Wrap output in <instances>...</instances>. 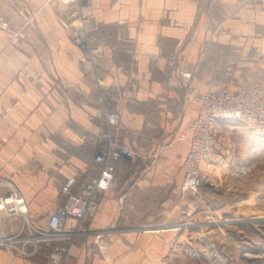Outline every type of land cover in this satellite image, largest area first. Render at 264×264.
I'll list each match as a JSON object with an SVG mask.
<instances>
[{
    "label": "crops",
    "instance_id": "0c3cea01",
    "mask_svg": "<svg viewBox=\"0 0 264 264\" xmlns=\"http://www.w3.org/2000/svg\"><path fill=\"white\" fill-rule=\"evenodd\" d=\"M88 2L92 16L81 22L83 2L0 0V195L17 190L44 230L99 178L102 144H125L134 157L95 194L67 255L56 252L65 243L16 238L22 219L3 217L0 264H149L151 241L162 237L151 233L175 230L193 209L182 189L190 140L181 136L201 106L186 96L179 69L202 95L236 92L264 70V0ZM229 126V152L263 146Z\"/></svg>",
    "mask_w": 264,
    "mask_h": 264
},
{
    "label": "built area",
    "instance_id": "2783aa9c",
    "mask_svg": "<svg viewBox=\"0 0 264 264\" xmlns=\"http://www.w3.org/2000/svg\"><path fill=\"white\" fill-rule=\"evenodd\" d=\"M64 2H83L80 6L78 20L87 22L92 16V6L88 0H62ZM8 29V24L1 26ZM174 60L171 61L173 63ZM181 86L187 90L201 106L198 118L188 126V133L181 136L190 140V149L184 162L185 175L182 189L185 192H197L205 185H215L217 175L211 171L220 165L222 144L218 130L222 124L242 126L255 138L264 141V70H257L248 75L238 91L221 87L216 91L202 95L192 87V73L179 69ZM119 116L111 115L108 120L112 126L119 124ZM134 151L117 141L102 144L94 158L100 169V176L95 183L84 185L78 196H71L60 211L50 215L44 230L37 229L29 219L28 204L25 198L15 189L0 195V222L3 217L22 219L16 238L29 232L35 243L62 242L65 245L56 247V252L68 253V243L77 234V227L89 213L95 194L110 188L117 163L123 158H133ZM219 181V180H218ZM75 179H71L64 188L69 192Z\"/></svg>",
    "mask_w": 264,
    "mask_h": 264
},
{
    "label": "rangeland",
    "instance_id": "374dc122",
    "mask_svg": "<svg viewBox=\"0 0 264 264\" xmlns=\"http://www.w3.org/2000/svg\"><path fill=\"white\" fill-rule=\"evenodd\" d=\"M229 125L243 128L235 124H222L223 130L219 127L220 165L211 169L217 183L197 192L183 191L193 209L182 213L175 230L151 233L162 237L151 241L149 264H264V144L245 154L229 152L224 136L232 128ZM237 156H243V161H228Z\"/></svg>",
    "mask_w": 264,
    "mask_h": 264
}]
</instances>
